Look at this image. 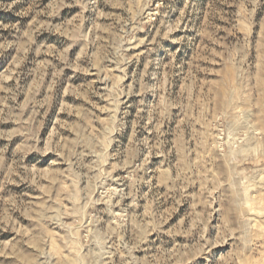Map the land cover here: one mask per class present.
Here are the masks:
<instances>
[{
    "label": "rangeland",
    "instance_id": "1",
    "mask_svg": "<svg viewBox=\"0 0 264 264\" xmlns=\"http://www.w3.org/2000/svg\"><path fill=\"white\" fill-rule=\"evenodd\" d=\"M0 264H264V0H0Z\"/></svg>",
    "mask_w": 264,
    "mask_h": 264
}]
</instances>
